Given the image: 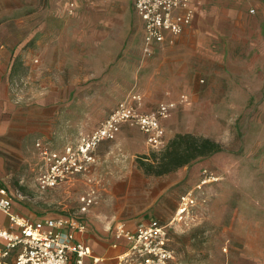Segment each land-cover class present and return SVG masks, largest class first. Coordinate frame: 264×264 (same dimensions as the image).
Listing matches in <instances>:
<instances>
[{
  "label": "rangeland",
  "instance_id": "1",
  "mask_svg": "<svg viewBox=\"0 0 264 264\" xmlns=\"http://www.w3.org/2000/svg\"><path fill=\"white\" fill-rule=\"evenodd\" d=\"M196 9L181 47L144 57L133 0H77L73 13L65 0H0V180L14 205L30 206L32 218L74 215L91 193L83 220L113 233L119 221L129 229L168 222L207 170L217 180L195 190L188 227L169 232L173 264H264V0H205ZM135 92L143 111L177 103L165 147L190 133L223 150L147 174L138 160L162 150L127 125L128 135L96 149L91 180L78 175L41 191L36 144H75Z\"/></svg>",
  "mask_w": 264,
  "mask_h": 264
},
{
  "label": "built area",
  "instance_id": "2",
  "mask_svg": "<svg viewBox=\"0 0 264 264\" xmlns=\"http://www.w3.org/2000/svg\"><path fill=\"white\" fill-rule=\"evenodd\" d=\"M65 2L73 13L77 0ZM133 7L143 27L144 57L153 56L157 48L174 45L195 17L192 0H133ZM185 99L182 95L179 101ZM142 104L141 94H129L95 128L62 150L38 142L43 167L38 177L39 189L50 190L78 175L91 180L89 174L97 163V147L103 141L115 140L124 125L137 127L150 148L163 150L167 143L163 122L177 103H160L150 111L141 110ZM203 174L198 189L217 180L207 170ZM197 188L180 195L176 210L166 223L151 219L129 229L124 222H117L113 233L117 239L123 238L127 247L116 257L115 264H173L175 253L168 245L169 232L176 226L188 227L198 203ZM81 202L78 214L31 218L14 210L13 195L0 180V212L8 220V226L0 228V264H98L100 258L93 256L90 247L79 239L87 229L82 214L94 203L92 194L83 196Z\"/></svg>",
  "mask_w": 264,
  "mask_h": 264
},
{
  "label": "trees",
  "instance_id": "3",
  "mask_svg": "<svg viewBox=\"0 0 264 264\" xmlns=\"http://www.w3.org/2000/svg\"><path fill=\"white\" fill-rule=\"evenodd\" d=\"M222 150L220 143L209 138L190 133L177 134L164 150L142 156L138 164L145 173L162 176Z\"/></svg>",
  "mask_w": 264,
  "mask_h": 264
},
{
  "label": "crops",
  "instance_id": "4",
  "mask_svg": "<svg viewBox=\"0 0 264 264\" xmlns=\"http://www.w3.org/2000/svg\"><path fill=\"white\" fill-rule=\"evenodd\" d=\"M204 1L205 0H192L195 9H196V6L199 7V4H202ZM196 18H197V9H196V14H195V17L193 19L192 24L189 27L185 28L184 32L176 39L175 44L171 45V46H164V47H161V48H157L155 54L156 55H160V56L165 54L164 52H167L168 54H170L176 48L181 47L180 40H181L182 36L187 34L189 29L192 28V25L194 24V20ZM165 121L163 122V125H165ZM94 127L95 126L89 127V128L86 129V131H90ZM124 127H127V125H124L122 127V129L119 132L118 136L120 134H122L123 131H126V133H123V137H124V134L128 135V131L125 130V129L123 130ZM118 136H117V138H118ZM139 137L141 138L140 141H143V139H144L143 135L139 134ZM117 138L114 141H104V142H102L101 144H104V145L101 146V144H100L98 146L97 150L104 149L106 144H108V143L110 144L112 142L117 141ZM97 150H96V157H97V160H99V156L97 155ZM96 164H98V163H96ZM96 164L91 169V171L95 170V168L97 166ZM3 165H4L3 159L0 158V170L1 171L3 170ZM92 177H93L92 175L89 176V178H91V179H92ZM23 208L24 209H20L17 203L14 205V210L16 212L23 213V214L29 216V214L26 211H30L31 210L30 206H28V207L24 206ZM0 214L2 215L1 212H0ZM29 217H31V216H29ZM143 222L145 223L147 221L144 220ZM7 226H8L7 217L2 218L0 220V228L7 227ZM126 226H127V224H126ZM79 239H81L86 245H88L90 247L93 256L100 258V262L98 264H115L116 257L119 254H121L127 247V242L123 238L117 239L115 237L114 233L108 232L107 230L101 231V230H99L97 228L96 225L92 226L91 224H88V223H87V229H86L85 233L82 236H80ZM86 261L88 262L89 259H87Z\"/></svg>",
  "mask_w": 264,
  "mask_h": 264
},
{
  "label": "bare ground",
  "instance_id": "5",
  "mask_svg": "<svg viewBox=\"0 0 264 264\" xmlns=\"http://www.w3.org/2000/svg\"><path fill=\"white\" fill-rule=\"evenodd\" d=\"M109 43V42H108ZM105 46V45H104ZM106 47H107V44H106ZM105 49H107V48H105Z\"/></svg>",
  "mask_w": 264,
  "mask_h": 264
}]
</instances>
